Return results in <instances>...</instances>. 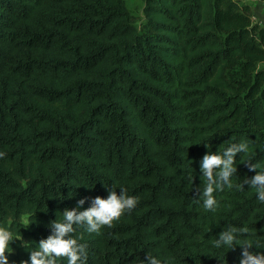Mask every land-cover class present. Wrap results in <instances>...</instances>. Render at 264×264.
<instances>
[{
  "label": "trees",
  "instance_id": "obj_1",
  "mask_svg": "<svg viewBox=\"0 0 264 264\" xmlns=\"http://www.w3.org/2000/svg\"><path fill=\"white\" fill-rule=\"evenodd\" d=\"M141 1L140 30L123 0H0L9 264H31L52 221L113 188L138 203L99 233L74 225L84 264H240L244 241L264 254V203L244 183L264 172V27L233 0ZM242 140L233 187L206 211L202 157ZM231 226L249 232L214 247Z\"/></svg>",
  "mask_w": 264,
  "mask_h": 264
},
{
  "label": "clouds",
  "instance_id": "obj_2",
  "mask_svg": "<svg viewBox=\"0 0 264 264\" xmlns=\"http://www.w3.org/2000/svg\"><path fill=\"white\" fill-rule=\"evenodd\" d=\"M248 152L249 145L242 140L239 143H232L223 153L208 152L202 157L200 170L206 183L200 197L206 211H215L218 204L214 196L216 191H223L225 186L229 189L233 187L231 178L237 172L235 158L237 154ZM4 155L0 152V158ZM247 163L250 171L257 170L258 165L250 161ZM244 183L254 188L258 201L264 203V172L257 171L254 177L250 180L245 179ZM240 187L243 185L241 184ZM120 190L118 195L113 188L106 199L97 196L92 201V206L86 210L65 209L62 220L57 219L51 222L52 234L40 240L38 249L30 252L31 264H57L58 258H66L67 264H84L87 258L86 245L78 243L77 239L73 238L74 225H85L89 233H99L104 226L111 227L114 221L119 220L126 211L133 210L138 203L137 198L129 196L125 189ZM84 203V199L79 200L78 208ZM248 232V227L231 226L219 234L218 239L213 241V245L216 248L227 246L234 249L240 243L238 236ZM14 240H16L14 234L9 228L0 227V264H9L7 253H11L10 244ZM240 247L242 248L240 264H264V254L249 251L253 247L250 242L244 241ZM22 264H28V261ZM145 264H161V261L147 255Z\"/></svg>",
  "mask_w": 264,
  "mask_h": 264
},
{
  "label": "rangeland",
  "instance_id": "obj_3",
  "mask_svg": "<svg viewBox=\"0 0 264 264\" xmlns=\"http://www.w3.org/2000/svg\"><path fill=\"white\" fill-rule=\"evenodd\" d=\"M130 16L136 26L141 30L144 22L143 2L141 0H123ZM241 7L250 10L251 18L254 23L264 27V1L260 0H233ZM264 68V64L259 65V69ZM233 78L237 77V71L233 72Z\"/></svg>",
  "mask_w": 264,
  "mask_h": 264
}]
</instances>
